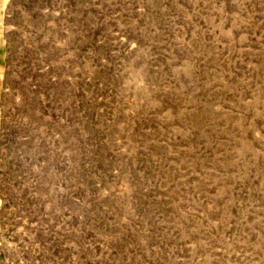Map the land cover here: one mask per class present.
Here are the masks:
<instances>
[{"label":"rangeland","instance_id":"obj_1","mask_svg":"<svg viewBox=\"0 0 264 264\" xmlns=\"http://www.w3.org/2000/svg\"><path fill=\"white\" fill-rule=\"evenodd\" d=\"M0 264H264V0H0Z\"/></svg>","mask_w":264,"mask_h":264}]
</instances>
